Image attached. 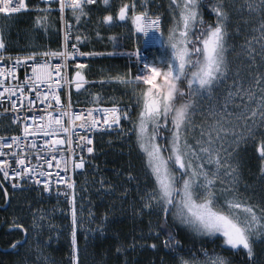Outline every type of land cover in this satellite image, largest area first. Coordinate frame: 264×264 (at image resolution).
I'll return each instance as SVG.
<instances>
[{
  "label": "snow or ice",
  "instance_id": "snow-or-ice-1",
  "mask_svg": "<svg viewBox=\"0 0 264 264\" xmlns=\"http://www.w3.org/2000/svg\"><path fill=\"white\" fill-rule=\"evenodd\" d=\"M97 2L40 0L43 7H34L29 0H0V14L5 17L35 10L40 13L36 16V25L47 32L53 25L52 13L58 12L63 25L58 30L63 33L61 48L29 51L15 58L8 54L4 26L0 25V64H3L0 106L7 101L10 108H4V113H15L13 123L23 125L20 135L0 136V189L5 199L8 198V189L3 187L5 182H11L15 189L29 181L50 192L52 173L49 170L53 167L62 170L65 175L57 171L55 182L66 186L63 195L68 198L71 220L70 259L71 264H79L77 230L82 222L78 219L76 181L69 173L85 169L87 161L82 153L94 152V137L90 133L113 126H118L123 133L122 121H128L130 134L152 182L139 195L137 214L147 211L159 218L161 223L150 234L160 238L163 233L160 242L172 255V264H230V261L217 253L209 255L203 249V259L195 253L186 257L182 243L168 228L170 217L171 222L184 225L198 236L215 237L228 251L244 252L248 264H264V251L259 256L256 251V245L264 247V204L253 203L239 192L238 160L241 146H254L260 160V176L264 178V65L255 63L257 54L264 60V0H243L240 5L249 13L261 15L259 27L254 29L258 36L246 40L242 46L254 74L250 75L247 86L243 80H233L227 92L206 109L201 107V102L212 101L214 93L230 79L229 52L235 49L228 43L227 24L229 9L234 5L228 0H169L171 25L165 34L160 15L149 14L148 0H144L140 11L136 10L135 0L120 3L118 11L115 14L108 11L100 23L115 27L130 21L141 38L158 34L169 54L144 62L141 48L137 47L134 54H129L135 57V73L129 69L109 77L132 88L133 104L120 107L119 101L113 100L110 107L89 108L85 114V110L73 111L72 90L88 91L85 85L89 81L84 74L88 68L86 58L101 55L81 50L88 37L81 35L79 29L82 18L90 16L91 6ZM101 3L111 6V0H101ZM96 36L100 37L101 33L97 31ZM253 41L260 45L259 53ZM54 60L58 62L53 63ZM29 62L31 75L25 72L24 79L20 80L18 69ZM72 64L74 75L70 76L68 70ZM9 77L13 83H7ZM61 91L66 96L64 102ZM33 93L35 99L31 98ZM237 99L239 104H235ZM25 101L27 112L33 114L22 119L19 112L25 107ZM37 101L46 105L38 114ZM92 103H102L99 94L93 96ZM96 112L100 113L99 117L94 115ZM197 116L202 118L200 124L196 123ZM197 130L199 135H193L190 143V133ZM39 136L43 137V144L37 143ZM126 175L129 181L136 180L131 171ZM222 177L228 178L227 183ZM99 183L104 185L103 178ZM122 195L127 196L128 189ZM79 210L83 211L82 205ZM93 215L89 211V216ZM43 219L42 214L34 215L33 230L40 228L39 222ZM107 221L105 214L102 224L106 225ZM13 227L27 237L29 229L23 224ZM103 230L97 226L96 231ZM25 243V240H16L11 248L15 250ZM150 247L156 249L157 244L153 242ZM116 250L122 251L120 247ZM41 255L37 256L38 260Z\"/></svg>",
  "mask_w": 264,
  "mask_h": 264
},
{
  "label": "trees",
  "instance_id": "trees-1",
  "mask_svg": "<svg viewBox=\"0 0 264 264\" xmlns=\"http://www.w3.org/2000/svg\"><path fill=\"white\" fill-rule=\"evenodd\" d=\"M98 2L91 7L90 16L82 18L79 25L80 34L88 37L81 49L101 54L122 52L123 49L134 50V38L138 36L131 22H121L115 27L100 23L102 16L108 11L115 14L120 3L130 0H111L110 7L103 5L101 0ZM135 2L138 11L143 10L141 5L144 0ZM168 2L169 0H148L149 14L163 18L165 34L171 25ZM29 3L34 7H43L39 0H29ZM37 15L40 13L29 11L0 17L4 26V38L11 53L46 50L47 46L55 50L61 48L62 36L58 30L62 26L59 13H52L50 19L53 25L47 32L36 25ZM205 18L211 20L208 15ZM97 31L101 33L100 37L96 36ZM113 36L116 37L115 40L110 39ZM166 50L164 45L159 52L160 58L167 56ZM86 62L88 68L84 70V74L89 81V85H85L88 91L76 93L73 88L72 101L75 105H93V96L96 94H99L102 103L95 105H111L113 100L119 101L122 106L133 104L131 87L106 83L116 81L109 77L128 72L129 69L135 73L136 65L132 60L104 57L92 58ZM73 75L74 71L71 73ZM131 110L135 118L136 110L134 107ZM200 119L197 121H201ZM129 127L131 128V124L125 121L123 133L99 135L96 140V157L88 164L85 172L78 175V219L82 222L77 230L79 264H172V255L160 242L163 233L160 238L150 234L161 223L159 218L149 215L147 211L143 215L137 214L140 208L139 195L152 182L147 177L143 158L136 148ZM239 158L245 194L264 204V178L260 176V160L254 146L249 144L245 147ZM129 171L136 177L135 181L128 180L126 174ZM101 178L104 180L103 186L99 183ZM125 189H128L127 196L122 195ZM81 205L82 212L79 210ZM67 208V203L54 196L47 197L38 189L22 192L8 190L7 199L0 189V264H71V220ZM89 211L94 215L90 217ZM41 214L44 217L39 222L41 226L33 230V217ZM105 214L108 216L106 225L102 224ZM169 221L168 228L182 243L186 257L195 253L203 259V249L209 255L217 253L227 257L230 264H248L244 252L228 251L215 237L198 236L184 225L171 222V217ZM14 224H23L28 228L27 237L21 230L15 229ZM98 225L103 227V232L96 231ZM16 240H25L26 243L14 250L11 244ZM153 242L157 244L156 249L150 247ZM133 244L135 247H129ZM117 247L122 251L117 252ZM38 255H41L39 260Z\"/></svg>",
  "mask_w": 264,
  "mask_h": 264
},
{
  "label": "built area",
  "instance_id": "built-area-1",
  "mask_svg": "<svg viewBox=\"0 0 264 264\" xmlns=\"http://www.w3.org/2000/svg\"><path fill=\"white\" fill-rule=\"evenodd\" d=\"M98 3L99 2H97V4ZM53 6H54V8L57 7L56 5H53ZM94 6H96V5H94ZM136 10L138 11V7H137ZM29 11H34L35 12V10H29ZM29 11H26V12H29ZM24 13L25 12H22L20 14H24ZM14 15H18V14H13L11 16H14ZM130 15H131V12H130ZM3 16H4L3 14H0V17H3ZM66 18H67V12H66ZM61 26L63 27L62 23H61ZM163 27H164V21H163V18L161 17V28L163 29ZM61 36H63L62 31H61ZM134 43L136 44V47L134 48V50H131V51L123 50L122 52H117V53H114V52L106 53V55L109 56L110 58H113V57L128 58V59L132 60L133 63L136 65V61H135L134 55L130 56L129 54H134L137 47L141 48L143 61L144 62H150V61L156 59L157 57H159V56H157L155 54V52L157 50L163 48V45H164L163 39L158 34L153 35L151 33L148 36L143 37V38L135 37L134 38ZM62 44H63V39L61 41V47H62ZM6 45H7V43H6ZM49 48L50 47L47 46V49H49ZM50 49L51 50H55V49H52V48H50ZM7 51H8V54H10L13 58H15V56H17V55H21L22 56V55H25L27 53V52L26 53L20 52V53L13 54V53L10 52V50H8V47H7ZM40 51H43V50H40ZM97 56H100V55H97ZM92 58L93 57L86 58V61L91 60ZM55 62H58V61L54 60L53 63H55ZM2 66H3V64H0V67H2ZM9 66H11L10 62H9ZM74 67H75V65L72 64V66L68 70V74L70 76H71V73L73 72ZM25 72H27L28 75H31V64H30V62H29L28 65L21 66L18 69L17 75H18V78L20 80L24 79ZM7 83H9V84L13 83V81H11L10 77H9ZM86 85H89V84H86ZM41 87H42V90H43V86H41ZM0 90H2V89H0ZM31 98L35 99L34 93L32 94ZM13 99H16V97H13ZM61 100H62V102H64L66 100V96H65V93L63 91H61ZM18 103H19V101H18ZM24 105H25V107L22 110H20V112H19V114H20L22 119L26 118V115L33 114V113H28L27 112V102L26 101L24 102ZM45 106L46 105H42V104L39 103V101H37V103L35 105L36 113L38 114L40 111H42V109ZM110 106L111 105H105V104L104 105H95V104H93V105L77 106V105H75L73 103V111L85 110V114H86L87 113V109H89V108H100V107H110ZM120 107H124V106L120 105ZM4 108H10V105H9V103L7 101H5L2 106H0V136H3L5 138H7V137L14 136V135H20L21 131H22V128H23V125L22 124H14L13 123V119H14V116L16 114L11 112V111H9L8 113L5 114L4 113ZM94 115L99 117L100 113L96 112V113H94ZM100 118L102 119V117H100ZM122 124L124 126L125 121H122ZM77 131H80V130L78 129ZM105 132H112V133L116 134V133H119L121 131H120V128L118 126H113L112 128L101 127L98 130L94 131L93 133H90V135L94 137V142H93L94 152L91 155H89L87 152L82 153L84 155V157H85V160L87 161L85 169H83V170L77 169L74 173H72V172L69 173V175H71L72 179H74L76 181V191H77V188H78L77 187V185H78V177H79L78 175L84 173L85 170L88 167V164L91 163L93 158H95V155H96L95 153H96V149H97V143H96L97 137L99 135L105 133ZM80 134L83 135L84 133L81 131ZM36 140H37L38 144H43V137L42 136L36 137ZM5 151H8V150L5 149ZM33 163H35V161H33ZM53 163H55V162H53ZM13 166H15V165H13ZM49 171L52 173V177H51L52 178V185H51L52 190L50 192H45L42 188L36 186L34 183H31L29 181H24L23 182V187L15 188V189L11 186V182H5L4 184H5L6 187H8L9 189H12L14 191H22V190L29 191V190H32V189H38L39 191L44 192L47 197H51V196L57 197V196L61 195L68 202V198L63 195V192L66 190V186L63 183L57 185L56 182H55L56 181V172L57 171H60L62 176H64L65 174L63 173L62 170H58L55 167H53Z\"/></svg>",
  "mask_w": 264,
  "mask_h": 264
},
{
  "label": "rangeland",
  "instance_id": "rangeland-1",
  "mask_svg": "<svg viewBox=\"0 0 264 264\" xmlns=\"http://www.w3.org/2000/svg\"><path fill=\"white\" fill-rule=\"evenodd\" d=\"M229 4H233L234 7L230 8V18L227 24L229 36H228V43L231 45L235 51H232L230 49L229 52V60L231 62V69L232 71L230 72V79H228L223 85L220 86V88L214 93L213 100L212 101H202L201 102V107L203 109H206L209 104L216 102L217 97L223 96L227 90L231 87L233 80H243L245 82V86H247V81L250 78L251 74H254L255 70L250 67V62L247 59V54L244 51V48L242 47L245 45L246 40L251 39L253 36H258V33L254 31V29L259 27L260 21H261V15L259 13H249L247 9L245 8H240V5L243 3V0H228ZM0 25H3L1 19H0ZM253 46L257 49V53L260 52V45L256 44L255 41H253ZM167 55L169 54V50H166ZM104 57L103 53L100 56H96L95 58L97 59H102ZM109 58V56L107 57ZM256 65H264V60L261 59L260 55L257 54L256 56ZM239 72V76L236 75V73ZM112 83V82H108ZM114 83V82H113ZM240 101L237 99L235 101V104H239ZM232 107V106H230ZM132 111V110H131ZM200 116L196 117V123L200 124L202 121V118L200 119L201 121H197ZM128 129V128H127ZM131 128L129 127V130ZM192 136L193 134L198 136L199 132L198 130L194 133H191ZM189 136V142H192V136ZM245 148V146H241L239 149L238 153V160L240 162L239 154L241 151ZM239 192L247 197L251 202L253 203H258L253 197L247 196L243 190V179H242V172L240 168V163H239ZM222 179L227 183L228 178L227 177H222ZM260 203V202H259ZM256 251L257 255L259 256L262 251H264V247L261 245H256Z\"/></svg>",
  "mask_w": 264,
  "mask_h": 264
},
{
  "label": "bare ground",
  "instance_id": "bare-ground-1",
  "mask_svg": "<svg viewBox=\"0 0 264 264\" xmlns=\"http://www.w3.org/2000/svg\"><path fill=\"white\" fill-rule=\"evenodd\" d=\"M39 2H40V0H39ZM54 7V6H53ZM128 22H130V21H128ZM128 22H127V24H128ZM126 25V24H125ZM133 30H134V27H133ZM163 31H164V27H163ZM135 32V31H134ZM103 53V52H102ZM159 51L157 50L156 52H155V54L157 55V56H159ZM103 55L104 56H107L106 55V53H103ZM96 56H93V58H95ZM108 57V56H107ZM110 58V57H109ZM106 83H108V82H106ZM113 83V82H112ZM114 83H119V82H117V81H114ZM113 83V84H114ZM103 84V83H102ZM120 105V104H119ZM105 133H108V134H113L112 132H105ZM105 133H103V134H105ZM97 150V149H96ZM95 154H97V153H95ZM95 157H96V155H95ZM4 186H5V184H4ZM79 186V182H78V185H77V187ZM6 187V186H5ZM7 189L8 190H12V189H9L8 187H7ZM78 189H79V187L77 188V191H76V195H77V192H78ZM12 191H14V190H12ZM22 191H26V190H22ZM22 191H14V192H22ZM42 194H44L45 195V193L44 192H42V191H40ZM46 196V195H45ZM57 198H59L63 203H67V206H68V208H69V204H68V202H67V200L63 197V196H61V195H59V196H57ZM67 208V209H68Z\"/></svg>",
  "mask_w": 264,
  "mask_h": 264
},
{
  "label": "clouds",
  "instance_id": "clouds-1",
  "mask_svg": "<svg viewBox=\"0 0 264 264\" xmlns=\"http://www.w3.org/2000/svg\"><path fill=\"white\" fill-rule=\"evenodd\" d=\"M157 72H159L160 70L159 69H156Z\"/></svg>",
  "mask_w": 264,
  "mask_h": 264
},
{
  "label": "flooded vegetation",
  "instance_id": "flooded-vegetation-1",
  "mask_svg": "<svg viewBox=\"0 0 264 264\" xmlns=\"http://www.w3.org/2000/svg\"><path fill=\"white\" fill-rule=\"evenodd\" d=\"M7 251V250H6Z\"/></svg>",
  "mask_w": 264,
  "mask_h": 264
}]
</instances>
